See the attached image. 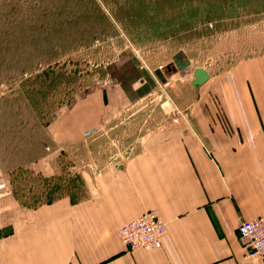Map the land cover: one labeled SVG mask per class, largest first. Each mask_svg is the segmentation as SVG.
Wrapping results in <instances>:
<instances>
[{
	"label": "crops",
	"instance_id": "1",
	"mask_svg": "<svg viewBox=\"0 0 264 264\" xmlns=\"http://www.w3.org/2000/svg\"><path fill=\"white\" fill-rule=\"evenodd\" d=\"M130 65L111 66L105 90L52 120L54 149L115 126L145 96L146 76ZM231 71L211 86L218 98L204 97L207 80L197 98L175 100L181 114L147 118L115 161L95 171L84 197L21 207L0 194V264H264V256H247L237 233L239 221L264 214V55ZM152 81L148 72L147 87ZM149 208L166 223L162 246L127 251L119 226Z\"/></svg>",
	"mask_w": 264,
	"mask_h": 264
},
{
	"label": "rangeland",
	"instance_id": "2",
	"mask_svg": "<svg viewBox=\"0 0 264 264\" xmlns=\"http://www.w3.org/2000/svg\"><path fill=\"white\" fill-rule=\"evenodd\" d=\"M180 51L190 61L182 70L172 59ZM257 55H264V0H0V174L12 191L6 196L21 207L84 197L95 171L115 161L147 118L181 114L175 100L198 97L190 84L194 68L213 72L202 88H212L204 97L218 98L211 86ZM127 63L146 76L139 92L145 96L123 108L115 126L54 149L52 120L105 90L110 67ZM159 66L165 86L154 74Z\"/></svg>",
	"mask_w": 264,
	"mask_h": 264
},
{
	"label": "built area",
	"instance_id": "3",
	"mask_svg": "<svg viewBox=\"0 0 264 264\" xmlns=\"http://www.w3.org/2000/svg\"><path fill=\"white\" fill-rule=\"evenodd\" d=\"M162 66H159L161 69ZM167 79L163 85H167ZM7 182L0 178V194H8ZM166 223L155 208L142 211L136 218L121 224L117 234L127 251L157 249L162 246ZM238 239L248 257L264 256V214L237 225Z\"/></svg>",
	"mask_w": 264,
	"mask_h": 264
},
{
	"label": "water",
	"instance_id": "4",
	"mask_svg": "<svg viewBox=\"0 0 264 264\" xmlns=\"http://www.w3.org/2000/svg\"><path fill=\"white\" fill-rule=\"evenodd\" d=\"M173 61L178 70H182L185 67L189 66L190 61L187 58H184V52L180 51L176 55L173 56ZM167 70H170V66H167ZM154 74L160 79L161 82L166 81V76L161 69H155ZM209 78V74L205 67L199 66L193 70V78L191 79V85L194 88H197L199 85L203 84Z\"/></svg>",
	"mask_w": 264,
	"mask_h": 264
},
{
	"label": "flooded vegetation",
	"instance_id": "5",
	"mask_svg": "<svg viewBox=\"0 0 264 264\" xmlns=\"http://www.w3.org/2000/svg\"><path fill=\"white\" fill-rule=\"evenodd\" d=\"M171 68V67H170Z\"/></svg>",
	"mask_w": 264,
	"mask_h": 264
}]
</instances>
